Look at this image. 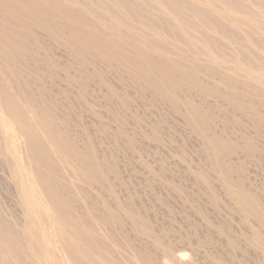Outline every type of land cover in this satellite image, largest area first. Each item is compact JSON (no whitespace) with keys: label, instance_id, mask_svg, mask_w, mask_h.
<instances>
[{"label":"rangeland","instance_id":"1","mask_svg":"<svg viewBox=\"0 0 264 264\" xmlns=\"http://www.w3.org/2000/svg\"><path fill=\"white\" fill-rule=\"evenodd\" d=\"M0 264H264V0H0Z\"/></svg>","mask_w":264,"mask_h":264}]
</instances>
